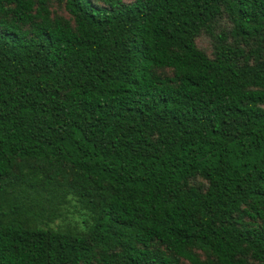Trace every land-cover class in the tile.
<instances>
[{"label":"trees","instance_id":"obj_1","mask_svg":"<svg viewBox=\"0 0 264 264\" xmlns=\"http://www.w3.org/2000/svg\"><path fill=\"white\" fill-rule=\"evenodd\" d=\"M0 264H264V0H0Z\"/></svg>","mask_w":264,"mask_h":264},{"label":"rangeland","instance_id":"obj_2","mask_svg":"<svg viewBox=\"0 0 264 264\" xmlns=\"http://www.w3.org/2000/svg\"><path fill=\"white\" fill-rule=\"evenodd\" d=\"M200 45H203V40L198 41ZM73 203V202H72ZM59 224H64L65 222H70L71 224L76 225V227H80L82 223V216L78 214V212L73 211L72 205H68L65 213L62 217L56 220Z\"/></svg>","mask_w":264,"mask_h":264}]
</instances>
